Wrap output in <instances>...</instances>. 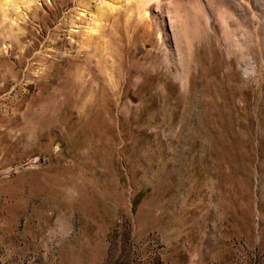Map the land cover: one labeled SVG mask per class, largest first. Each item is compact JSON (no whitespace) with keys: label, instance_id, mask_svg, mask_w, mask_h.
<instances>
[{"label":"rangeland","instance_id":"obj_1","mask_svg":"<svg viewBox=\"0 0 264 264\" xmlns=\"http://www.w3.org/2000/svg\"><path fill=\"white\" fill-rule=\"evenodd\" d=\"M236 2L0 8V264H264V0Z\"/></svg>","mask_w":264,"mask_h":264},{"label":"bare ground","instance_id":"obj_2","mask_svg":"<svg viewBox=\"0 0 264 264\" xmlns=\"http://www.w3.org/2000/svg\"><path fill=\"white\" fill-rule=\"evenodd\" d=\"M12 2V1H15V0H0V8L1 7H4L8 2ZM237 1V0H236ZM239 1V3H241V1L242 0H238ZM141 3V2H140ZM236 3H238V2H236ZM238 3V4H239ZM142 4H143V1H142ZM239 6V5H238ZM157 7H158V5L157 4H154V5H150V7H149V9L150 10H152V11H154V10H156L157 9ZM243 7V6H242ZM180 8V7H179ZM173 9V8H172ZM173 11V14H172V18L171 19H174V20H181V15H182V12L180 11V10H172ZM143 14H146V11L144 10V13ZM146 16V15H145ZM170 16V15H169ZM145 18V17H144ZM147 18V17H146ZM144 20V19H143ZM147 20V19H146ZM145 20V21H146ZM148 25V24H147Z\"/></svg>","mask_w":264,"mask_h":264}]
</instances>
